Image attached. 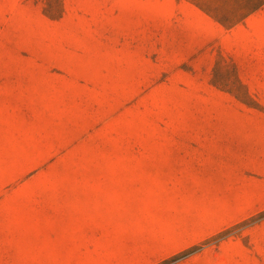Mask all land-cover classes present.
Returning a JSON list of instances; mask_svg holds the SVG:
<instances>
[{
  "label": "rangeland",
  "instance_id": "374dc122",
  "mask_svg": "<svg viewBox=\"0 0 264 264\" xmlns=\"http://www.w3.org/2000/svg\"><path fill=\"white\" fill-rule=\"evenodd\" d=\"M0 264H264V0H0Z\"/></svg>",
  "mask_w": 264,
  "mask_h": 264
}]
</instances>
